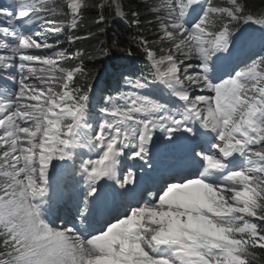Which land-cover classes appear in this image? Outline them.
Here are the masks:
<instances>
[{
    "label": "snow or ice",
    "instance_id": "obj_1",
    "mask_svg": "<svg viewBox=\"0 0 264 264\" xmlns=\"http://www.w3.org/2000/svg\"><path fill=\"white\" fill-rule=\"evenodd\" d=\"M145 7L158 47L138 31L135 49L116 35L96 54L139 49L148 71L121 70L128 90L94 98L89 54L58 37L81 39L89 8L97 33L110 20L140 30V11L0 6V75L13 89L0 86V264H264V11ZM246 25L259 35L243 37Z\"/></svg>",
    "mask_w": 264,
    "mask_h": 264
},
{
    "label": "trees",
    "instance_id": "obj_2",
    "mask_svg": "<svg viewBox=\"0 0 264 264\" xmlns=\"http://www.w3.org/2000/svg\"><path fill=\"white\" fill-rule=\"evenodd\" d=\"M90 3H94L95 0H89ZM250 10L254 12L262 11L264 10V0H245ZM130 4L131 9L140 11L141 16L143 18V23L141 25V29L144 33H146L148 30L151 33L155 28L148 23L149 20H153L152 14L149 13L147 10V5L144 0H130L128 2ZM95 9L89 8L86 12L85 16V23L82 27H80V33L82 34H89L91 33L90 38L85 40L81 46L82 49L89 55L87 56L89 60L86 64V73H88L90 77V82L94 79L93 74H95L96 69L99 71L103 67V61L100 59L102 56L96 54L98 52V49L102 46L103 43H110L112 38L116 35H119L121 40L122 46H130L132 48H136V45L132 42L133 38L137 36L135 32L139 31L137 28L131 27L127 28L122 25H116V24H108L106 27V34L99 35L96 32L95 25L91 23L92 17L95 13ZM109 27V28H108ZM92 33H95L94 35ZM141 55V50L136 49L135 55Z\"/></svg>",
    "mask_w": 264,
    "mask_h": 264
},
{
    "label": "rangeland",
    "instance_id": "obj_3",
    "mask_svg": "<svg viewBox=\"0 0 264 264\" xmlns=\"http://www.w3.org/2000/svg\"><path fill=\"white\" fill-rule=\"evenodd\" d=\"M50 42H53V43L55 42L54 37H51V38H50ZM63 43H64V42H60L61 46H62V47H65V46L62 45ZM192 62L195 63L196 61H192ZM14 73H15V69L13 70V74H14ZM8 81H9V80H7V79L4 80V82H7V83H8ZM0 84H2V81H1Z\"/></svg>",
    "mask_w": 264,
    "mask_h": 264
}]
</instances>
